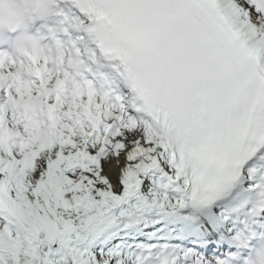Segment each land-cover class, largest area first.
<instances>
[{"label": "snow or ice", "instance_id": "obj_1", "mask_svg": "<svg viewBox=\"0 0 264 264\" xmlns=\"http://www.w3.org/2000/svg\"><path fill=\"white\" fill-rule=\"evenodd\" d=\"M67 3L63 56L0 85V264H221L264 234V0Z\"/></svg>", "mask_w": 264, "mask_h": 264}, {"label": "clouds", "instance_id": "obj_2", "mask_svg": "<svg viewBox=\"0 0 264 264\" xmlns=\"http://www.w3.org/2000/svg\"><path fill=\"white\" fill-rule=\"evenodd\" d=\"M69 27L67 0H0V85L14 87L30 70L59 60ZM235 247L221 264H264V234H249Z\"/></svg>", "mask_w": 264, "mask_h": 264}]
</instances>
